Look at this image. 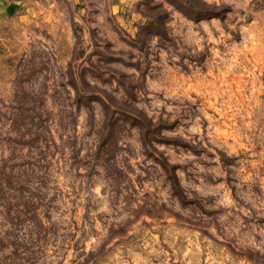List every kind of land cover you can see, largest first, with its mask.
Returning <instances> with one entry per match:
<instances>
[{"label":"rangeland","instance_id":"374dc122","mask_svg":"<svg viewBox=\"0 0 264 264\" xmlns=\"http://www.w3.org/2000/svg\"><path fill=\"white\" fill-rule=\"evenodd\" d=\"M4 168L0 264H264V0H0Z\"/></svg>","mask_w":264,"mask_h":264},{"label":"trees","instance_id":"16d2710c","mask_svg":"<svg viewBox=\"0 0 264 264\" xmlns=\"http://www.w3.org/2000/svg\"><path fill=\"white\" fill-rule=\"evenodd\" d=\"M79 99L81 101L80 106H84L88 110L91 109V103H93V102L99 103L100 106L102 107V109H104V111L106 112V115H107V123L106 124L109 125L107 133L105 134V138L108 141H110L114 137V130H115V126H116V121H113L114 115L124 116L123 121L125 123L131 121V122L137 123L134 125H141L139 120H141V118L143 116L129 112V111H132V109H128L129 110L128 111L127 107L124 108V107H118V106H111V104L108 105L107 103H105L103 101L102 98H100L98 96H94V94H92L88 90H84L82 92V94H80ZM112 107H114V108H112ZM124 109H126V110H124ZM136 118H138V120ZM149 123H151V122L149 121ZM34 125L36 126L34 128L37 131L38 126L36 124H34ZM137 127H141V126H137ZM38 137H39V135L37 134L36 138H33V141L37 142ZM70 146L72 147V153H71L72 164H71V166L75 170L79 171L81 169L80 168L81 162L79 160V151L74 150L73 145H70ZM109 146H112L111 142H106V144L104 146V151H102V155H103L102 161H103V163H107V164L112 159V154L107 152V148L105 149V147H109ZM100 160H101V158H100ZM111 164H113V163L111 162ZM110 166L111 165H109V168L106 169V170H108V172L110 171ZM92 172H93V169L91 170V173ZM0 175H1V184H0L1 195L4 197L5 196H11L10 199H14V200L15 199L17 200L18 197H20L19 199L25 198L24 196H25L26 192H29L26 190V188H29L28 185H30V183H29L30 180L34 181V183L39 184V190H37L33 194V196L36 198H39L40 196L43 197V195H44V193L42 192V191H44V186H45L44 181L48 177L47 172H45V168L44 169L43 168H39V169L34 168V169H30V171L24 170L21 174L19 172H15L13 170L7 171L4 168L1 170ZM177 189H178V184H177ZM179 195H180V192H179ZM178 197L182 198V196H178Z\"/></svg>","mask_w":264,"mask_h":264}]
</instances>
